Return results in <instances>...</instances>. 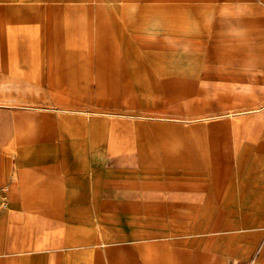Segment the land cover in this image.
Listing matches in <instances>:
<instances>
[{"label": "rangeland", "instance_id": "obj_1", "mask_svg": "<svg viewBox=\"0 0 264 264\" xmlns=\"http://www.w3.org/2000/svg\"><path fill=\"white\" fill-rule=\"evenodd\" d=\"M31 3L54 7L49 13L0 12V27L8 13L16 22L31 15V32L50 43L41 44L36 60H0V74L8 79L0 83V170L9 169L8 179H16L20 154L35 150L33 158L62 163L63 170L77 163L86 170L92 162L100 171L94 187L103 190L97 186L108 182L104 191L116 206L103 215L87 205L74 211L76 205L63 204V215L72 217L64 232L97 242L10 258L25 254L31 264H174L186 250V264H264V215L240 232L195 231L207 219L188 218L200 198L188 189L189 173L217 152L224 159L229 150L220 149L219 140H232L237 129L244 136L257 124L264 136V0ZM215 44L232 49L206 55L205 48ZM258 103L257 111L233 112ZM247 117L257 122L241 120ZM42 136L52 139L34 141ZM107 143L118 151L115 164ZM238 144L245 157L249 141L241 137ZM35 181L52 183L44 175ZM60 190L66 196L75 188L54 189ZM239 214L224 221L239 224ZM154 229L161 235L148 238ZM33 231L26 237L32 246ZM235 232L251 235L234 242ZM102 238L108 240L104 245Z\"/></svg>", "mask_w": 264, "mask_h": 264}, {"label": "crops", "instance_id": "obj_2", "mask_svg": "<svg viewBox=\"0 0 264 264\" xmlns=\"http://www.w3.org/2000/svg\"><path fill=\"white\" fill-rule=\"evenodd\" d=\"M13 1L0 0V2H5L3 5H0V12L14 9L19 12L29 13L30 10L36 9L49 13L54 7L47 3L44 5L31 3V1L35 2L36 0H27L30 3H17L18 5L15 6V2ZM157 8H159V5H157ZM164 10L169 11L172 8L167 7ZM62 11L63 8L59 10V12ZM30 16L26 18V22H20L19 20L16 22L19 18L14 13H8V20L3 22L4 24L2 23L3 27H0V60L21 58L22 60H36L42 54V51L39 50L41 44H44V46L50 44L47 36L34 35V31L31 32L33 26L30 23ZM151 27H155V24ZM27 33L29 34L27 35ZM95 49L99 52L98 48ZM214 49L216 51H224L232 48L227 49L226 46L222 47L221 44H215L212 49L207 50L205 48L206 55H209L210 51ZM5 77L0 74V83L3 84L6 80L8 81L7 76ZM71 103H73V100H71ZM251 105H244L246 106L245 108L242 105H238V109H234L233 112L257 111L260 108L259 103L258 105ZM255 118L247 117L241 120H245L248 124H255L257 122ZM240 122L243 121L238 122V127ZM252 128L246 130L244 136L237 129L234 132L232 140L226 136L222 137L224 143L221 142L222 140H219L220 144L218 146H221L220 149L229 150V152L225 151V160H222V157L220 158L217 152L210 160L199 164L197 168L189 173L191 186L188 189L193 193L199 194L200 198L193 201L195 204L194 209L190 212L188 218L198 215V217H204V220L207 219L204 222L202 220L198 221L193 227L195 231H242L251 229L257 226L255 224L256 216L258 214L264 215V136L259 132L261 125L257 124V126H252ZM241 137H245L249 141L248 152L245 157L243 156L245 153L244 149L238 144V140ZM51 139V137L42 136L35 137L34 141L48 143ZM229 142H233V146L231 145L230 147ZM140 144V147L143 148V138H140ZM231 149L235 150L233 156L230 154ZM116 150L114 146H111V143H107V151L111 157V164H115L114 157L117 154L116 152H118ZM26 152L20 154L22 159H19L20 162L16 170V179H8L10 176L9 169L0 170V181L8 182V187L11 189L10 194L8 193V200L11 206L10 208L6 207L8 209L0 216V264H31V257L25 254H22L16 260L10 258L14 253H26L39 250L61 251L64 245L78 246L79 244H83L88 246L97 242L93 238H90V235L79 237L78 233L75 235V233L68 234L64 232L65 227L68 226L67 221L72 219V217L63 215V204L76 205L74 211H79L77 205H87L88 211L91 209L95 210L96 208L103 215L105 212L110 211L111 207L116 206V202L109 200V193L104 191L105 185L106 188L109 185L108 182L105 184V181H103L101 185L97 186H101L104 188L103 190L98 191L94 187L96 183L94 182L95 174L99 176L100 171L95 170L92 162H90L86 170H81L78 163L76 169L63 170L61 167L62 163L57 164L51 161L41 162L33 158L34 155H37V150H35L36 153L34 154H28ZM64 165L68 166L70 163H64ZM42 175H44V179H50L52 183L34 182V180L39 179ZM97 179V183L98 181L100 182V178L98 177ZM24 180H28L26 185L24 184ZM63 187L75 188V191L72 195L66 196L62 194L61 190L59 192L54 191V189H62ZM177 198L182 200L184 196ZM83 209L86 210L85 206H83ZM69 211L71 209L65 212ZM237 213L243 216L241 223L236 224L232 221H224L225 218H228L230 215H236ZM73 217L74 219L80 218ZM51 228L56 231L54 233L50 232L48 229ZM33 229L36 238L32 246L30 240L26 239V237L30 235V230ZM40 230L44 231L41 232ZM239 232L232 234L230 236L231 240L234 242L241 240L247 241L251 235ZM149 234L150 236L148 238L161 235L155 229L154 232H150ZM168 234L166 233L164 235ZM143 237L144 235L142 236L141 233L136 238L140 239ZM69 242L70 244H67ZM106 242L108 240L102 238L100 244L104 245ZM47 245L50 247H47ZM179 259L174 264H186V250L181 251ZM128 260L129 262L127 264H136V261Z\"/></svg>", "mask_w": 264, "mask_h": 264}, {"label": "built area", "instance_id": "obj_3", "mask_svg": "<svg viewBox=\"0 0 264 264\" xmlns=\"http://www.w3.org/2000/svg\"><path fill=\"white\" fill-rule=\"evenodd\" d=\"M8 185L0 184V216L8 205Z\"/></svg>", "mask_w": 264, "mask_h": 264}]
</instances>
